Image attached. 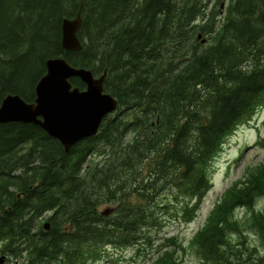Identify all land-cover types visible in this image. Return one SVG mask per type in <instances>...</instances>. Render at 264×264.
Instances as JSON below:
<instances>
[{"label": "trees", "instance_id": "obj_1", "mask_svg": "<svg viewBox=\"0 0 264 264\" xmlns=\"http://www.w3.org/2000/svg\"><path fill=\"white\" fill-rule=\"evenodd\" d=\"M222 1L0 0V104L10 93L33 102L47 60L59 56L95 76L107 70L105 89L119 100L98 135L69 153L39 126L0 124V253L9 261L91 264L108 246L151 248L148 229L174 199L187 221L227 138L264 106V0H231L226 10ZM79 12L83 49L68 51L62 23ZM168 186L173 196L161 203ZM257 192L264 173L254 190L236 192L234 209L251 207ZM214 228L193 241L210 261ZM165 246L157 264L173 263Z\"/></svg>", "mask_w": 264, "mask_h": 264}, {"label": "rangeland", "instance_id": "obj_2", "mask_svg": "<svg viewBox=\"0 0 264 264\" xmlns=\"http://www.w3.org/2000/svg\"><path fill=\"white\" fill-rule=\"evenodd\" d=\"M230 2L231 0H223V9L221 10H226ZM216 3L217 0H210V7ZM206 41L202 40V43H206ZM91 158L99 160L100 156L95 154ZM263 162L264 106L251 121L239 126L227 138L224 148L213 159L208 169L211 186L199 199L196 210L188 216L187 221L181 213V201L174 199L176 202H172L175 204L173 210L166 212L163 218H160L161 214L159 216L163 224L148 229L151 242L154 243L151 248L148 246L145 250L138 251L136 246H108L105 248L104 256L91 264H157L158 259L156 258L163 243L166 246L162 251L171 250L172 264H215L206 260L201 254L202 246L197 248L193 243V241L204 237V232L210 225L216 226L212 230L219 240L215 244L218 251L217 259L222 256L220 249L222 244L228 245L226 248L229 250L235 246L245 251L246 256L253 254L250 245H264V235H262L264 234V194L257 192L251 207H236L234 209L237 205L234 201L238 197L237 191L246 192L256 188L264 173ZM261 164L262 166H260ZM249 171L250 174L247 176ZM236 183L238 185H236L234 193L222 201V195ZM174 191L175 188L168 186L167 192L162 194L158 201L168 202ZM179 199L183 200L184 197L181 196ZM218 204V209H215ZM108 206L112 205L103 206L101 209ZM257 219L261 222L258 227L254 226ZM246 248H250L251 251H246ZM261 252H258L261 256L258 255L256 259L260 264H263L264 248H261ZM225 257H230L237 263V258L230 252H226ZM5 264L19 263L15 260H7Z\"/></svg>", "mask_w": 264, "mask_h": 264}, {"label": "water", "instance_id": "obj_3", "mask_svg": "<svg viewBox=\"0 0 264 264\" xmlns=\"http://www.w3.org/2000/svg\"><path fill=\"white\" fill-rule=\"evenodd\" d=\"M83 25L82 13L75 18H65L62 23L63 47L68 51H81L79 32ZM202 34L199 35V38ZM205 42V39L203 40ZM47 73L36 86V99L27 102L18 94H8L0 104V124L24 123L42 128L59 140L70 152L80 141L94 137L100 132L107 116L117 110L118 100L105 92L107 71L96 77L92 70L71 65L63 56L48 59ZM79 77L87 89L73 87L70 79ZM112 207L102 212L109 216ZM51 224L46 223L48 230ZM6 255L0 258L4 264Z\"/></svg>", "mask_w": 264, "mask_h": 264}, {"label": "flooded vegetation", "instance_id": "obj_4", "mask_svg": "<svg viewBox=\"0 0 264 264\" xmlns=\"http://www.w3.org/2000/svg\"><path fill=\"white\" fill-rule=\"evenodd\" d=\"M226 247H228V245H224V244L221 245L220 248L223 249L222 256L219 259H217V254H216L215 259L211 261L212 263H215V264H255V263L260 264L257 261L256 257L258 255L261 256V254H258V252L262 253L261 248H264V245H250L254 253L251 255H247V256L245 255V251L238 249L235 246H232L233 248L231 250H229ZM245 250L251 251L250 248H246ZM226 252H230L235 258H237V263L230 257H225Z\"/></svg>", "mask_w": 264, "mask_h": 264}, {"label": "bare ground", "instance_id": "obj_5", "mask_svg": "<svg viewBox=\"0 0 264 264\" xmlns=\"http://www.w3.org/2000/svg\"><path fill=\"white\" fill-rule=\"evenodd\" d=\"M41 1H42V0H41ZM48 10H49V9H48ZM64 18H65V17H64ZM205 40H207V39H205ZM8 70H9V69H8ZM105 71H107V70H105ZM105 71H104L101 75H103V74L105 73ZM8 72H9V71H8ZM107 73H108V71H107ZM101 75H99L98 77H100ZM76 78H79V77H76ZM107 78H108V74H107ZM107 78H106V80H107ZM81 80H82V79H81ZM83 83H84V82H83ZM105 83H106V81H105ZM105 83H104V87H105ZM84 84H85V83H84ZM85 85H86V84H85ZM76 87H77V86H76ZM78 88H79V87H78ZM80 89H81V88H80ZM86 89H87V86H86L84 89H81V90L83 91V90H86ZM105 92L108 93V92L106 91V89H105ZM112 93H113V92H112ZM109 94H110V93H109ZM113 94H114V93H113ZM111 95H112V94H111ZM112 96H113V95H112ZM113 97H114V96H113ZM115 98H116V97H115ZM116 99H117V98H116ZM117 100H118V99H117ZM118 103H119V100H118ZM118 108H119V104H118L117 110H116L115 112L109 114V115L107 116V118H108L110 115L116 113V112L118 111ZM260 109H261V108H260ZM260 109H259V110H260ZM256 114H257V113H256ZM256 114H255V115H256ZM107 118H106V119H107ZM253 118H254V117H253ZM253 118H252V119H253ZM106 119H105V120H106ZM105 120H104V121H105ZM250 121H251V120H250ZM103 123H104V122H103ZM103 123H102V125H103ZM247 123H248V122H247ZM23 124H24V123H23ZM244 124H246V123H244ZM241 125H242V124H241ZM241 125H240V126H241ZM101 127H102V126H101ZM100 130H101V128H100ZM236 130H237V129H236ZM56 140H57V139H56ZM59 142H60V141H59ZM24 145H25V144H24ZM73 147H74V146H73ZM64 148H65V147H64ZM38 160H39V159H38ZM222 196H223V195H222ZM109 207H112V208L115 210V207H114V206H108V207H106L105 209H103V210L101 211V214H102V212H103L104 210H106V209L109 208ZM113 213H114V212H113ZM113 213H112V214H113ZM2 214H3L2 211H0V217L2 216ZM112 214H111V215H112ZM46 223H50V222H46ZM46 223H45V224H46ZM50 228H51V226H50ZM50 228H49V229H50ZM49 229H48V230H49ZM0 245H1V243H0ZM195 247L199 248L198 246H195ZM215 248L217 249V246H216ZM1 254H2V255H1ZM0 255H1L0 258H1L3 255H6V256H7L6 261L9 260V257H8L7 254L0 253ZM6 261H5V263H6ZM5 263H4V264H5Z\"/></svg>", "mask_w": 264, "mask_h": 264}]
</instances>
